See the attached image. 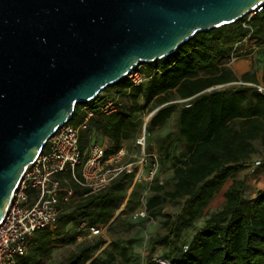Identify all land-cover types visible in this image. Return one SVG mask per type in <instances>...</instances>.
Instances as JSON below:
<instances>
[{
  "label": "trees",
  "instance_id": "obj_1",
  "mask_svg": "<svg viewBox=\"0 0 264 264\" xmlns=\"http://www.w3.org/2000/svg\"><path fill=\"white\" fill-rule=\"evenodd\" d=\"M251 24V39H258L264 34V10L253 16ZM248 33L242 20L199 32L171 55L142 63L147 78L141 84L133 85L126 77L104 89L114 88L113 95H120L123 104L115 112L97 113L90 119L80 135L82 154L88 155L90 145L100 137L109 139L105 156L115 154L125 140L141 133L140 114L145 110L156 109L147 134L177 113L176 128L157 139L156 147L159 168L171 169V175L163 181L155 177L144 194L136 183L127 199L135 170L124 171L97 193H89L67 171L63 176L74 192L63 204L76 192L80 195L76 220L84 229L82 222L86 227L106 226L117 234L165 216V231L152 237L144 259L136 255L135 238L121 237L106 244L105 237L99 236L81 244L63 264H162L152 255L157 246L164 248L161 257L168 264H264V189L248 198L245 180L237 176L254 158H261L264 170V92L254 85V72L239 78L229 65L234 43ZM240 80L245 83H236ZM107 97L100 93L78 104L70 122L82 118L83 104L95 107ZM152 152L150 146L148 153ZM229 179L221 207L207 213ZM125 199V208L117 214ZM143 199L148 216L124 221V215L142 206ZM167 202L180 203L178 212L165 213ZM63 204L57 224L36 232L22 257L24 264H45L53 247L68 242ZM204 216L203 224L187 237V231Z\"/></svg>",
  "mask_w": 264,
  "mask_h": 264
},
{
  "label": "water",
  "instance_id": "obj_2",
  "mask_svg": "<svg viewBox=\"0 0 264 264\" xmlns=\"http://www.w3.org/2000/svg\"><path fill=\"white\" fill-rule=\"evenodd\" d=\"M261 5L264 0H0V224L28 166L78 104Z\"/></svg>",
  "mask_w": 264,
  "mask_h": 264
},
{
  "label": "built area",
  "instance_id": "obj_3",
  "mask_svg": "<svg viewBox=\"0 0 264 264\" xmlns=\"http://www.w3.org/2000/svg\"><path fill=\"white\" fill-rule=\"evenodd\" d=\"M264 10V5L248 13L242 24L249 29V33L234 43L230 54V63L237 60L243 44L248 42L253 33L252 18ZM133 85H139L147 78L141 70V65L128 73ZM238 84L245 83L236 81ZM254 84V83H249ZM260 91L264 87L254 84ZM123 100L120 95H111L105 101H98L95 107L83 104L82 118L76 123L68 122L61 126L51 136L37 159L25 171L23 178L14 191L7 213L0 224V264H24L22 257L27 253L37 231L55 226L59 220L62 204L73 194V188L63 176L70 171L74 180L89 189V193L105 190L108 185L124 171L135 170V161L128 158L127 148L122 146L115 154L105 156V147L102 144L92 143L88 155L80 149V135L88 127L89 121L97 113H112L117 111ZM189 105V103H187ZM154 111L150 114H154ZM150 116V117H151ZM144 121L141 133L136 143L142 149L143 157L140 162L144 166L148 156L151 157L149 178L157 173L159 162L155 153L145 152L147 146V124ZM261 161H256V165ZM137 178L144 176L142 170L136 172ZM145 199L135 212L134 217H147ZM88 235L98 234L106 226H88L82 222Z\"/></svg>",
  "mask_w": 264,
  "mask_h": 264
},
{
  "label": "rangeland",
  "instance_id": "obj_4",
  "mask_svg": "<svg viewBox=\"0 0 264 264\" xmlns=\"http://www.w3.org/2000/svg\"><path fill=\"white\" fill-rule=\"evenodd\" d=\"M241 48H242V53L240 57L246 51L244 46L242 47L240 46V49ZM115 91L116 90L114 88H110L109 90L102 91L101 94L104 96L105 95L111 96L114 94ZM152 111L154 110H145L144 112L140 114V118L143 119L144 121H146L147 119L150 120V116H151L150 114L152 113ZM176 121H177V113H174L164 126L156 128L150 134H148V137H147L148 141H147V146L145 148V152L148 153L149 147L152 146L153 147L152 153H155L157 155V151H156L157 139L165 136L169 131L174 130L176 128ZM136 139L137 137H135L134 139H131L127 144V148L129 149V152L132 155H134L131 157L130 160L136 161L135 174L138 171V169H140L142 170L144 176L137 178L136 177L137 175H135L134 182L128 191L127 199L130 193L132 192V190L135 188L136 183H137L136 185L137 189L141 193L144 194L148 191V186L155 177H157V179H159L160 181H163L169 178L171 175V169H168V168L160 169L158 167L157 173L153 176V178L151 179L149 178L151 157L148 156V160L146 163H144V166H143L142 163L140 162L141 158L143 157L142 149L136 143ZM94 143L103 145L104 141L102 137H100ZM259 180L260 178H256L254 184L255 183L257 184ZM228 182L223 187L224 189L227 186ZM223 188L207 207L206 209L207 213L221 207L222 203L225 200ZM79 197L80 195L76 192L75 197L71 199L68 204H63V206L65 207L64 208L65 214L63 215L62 221H67L68 219L67 226H66L68 242L66 244H58L57 246L53 247L51 249L49 257L45 261V264H63L66 261V259L74 251L78 249V247L81 244L92 241L93 239L99 236L105 237V239L107 240L106 244H108L112 239H117L121 237L124 239L135 238L136 241L134 243V247H135L136 255L140 259H144L150 252V249L152 246L151 245L152 237H154L159 232L163 233L165 231V228L163 226L165 216H158L155 218H150L148 220H145V223L143 225L136 226L127 232L113 234L105 227V229L100 231L98 234L90 236L88 235L87 231L79 225V222H78L79 218L76 220L78 209L75 208V204H76V201L79 199ZM127 199H125V201L123 202L121 207L118 209V211L125 208ZM179 208H180V203L167 202L164 206V212L167 214H175L176 212H178ZM134 212H129L125 214L124 221L140 220L141 219L140 217H136V218L134 217ZM204 219H205V216L199 219L198 223L196 224L194 228H190L187 231L186 233L187 237H191L193 235V233L197 230V228H199L203 224ZM163 251H164V248L162 246H157L156 250L153 252L152 255L158 258L162 264H168V261L165 258L161 257ZM85 264H89V262Z\"/></svg>",
  "mask_w": 264,
  "mask_h": 264
},
{
  "label": "crops",
  "instance_id": "obj_5",
  "mask_svg": "<svg viewBox=\"0 0 264 264\" xmlns=\"http://www.w3.org/2000/svg\"><path fill=\"white\" fill-rule=\"evenodd\" d=\"M242 46L245 47V53H243L240 58H238L236 61H233L229 65L239 78H241V76L246 72H254L257 78V84H260L264 87V34L260 35L258 39H250ZM103 141V146L107 148L109 145V139L105 137ZM129 141L130 140H125L122 146L127 148ZM127 151L129 153L128 158L131 159V157L134 155L129 152L128 148ZM259 159L261 158H254L248 167L237 173L238 177H241L245 180V195L248 198L255 197L259 190L264 189V170L261 164L256 165V161ZM256 178H260V180L257 184H254ZM228 181L229 182L225 189L223 188V192H225L232 180L229 179Z\"/></svg>",
  "mask_w": 264,
  "mask_h": 264
}]
</instances>
